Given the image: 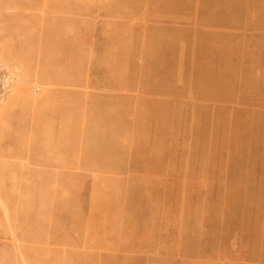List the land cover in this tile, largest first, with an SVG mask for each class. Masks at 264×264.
<instances>
[{
    "label": "rangeland",
    "instance_id": "1",
    "mask_svg": "<svg viewBox=\"0 0 264 264\" xmlns=\"http://www.w3.org/2000/svg\"><path fill=\"white\" fill-rule=\"evenodd\" d=\"M15 2L34 76L81 99L59 104L91 117L92 151L91 172L77 157L65 183L77 231L64 260L29 236L5 264H264V0ZM0 62L12 79L1 108L20 78ZM119 207L139 252L113 244L112 221L79 237L90 211ZM152 232L160 254L144 249Z\"/></svg>",
    "mask_w": 264,
    "mask_h": 264
},
{
    "label": "crops",
    "instance_id": "2",
    "mask_svg": "<svg viewBox=\"0 0 264 264\" xmlns=\"http://www.w3.org/2000/svg\"><path fill=\"white\" fill-rule=\"evenodd\" d=\"M17 8L15 0H0V58L20 78L0 108V264H5L14 251L10 247L17 237L25 241L29 236L43 237L46 249L41 256L55 254V260H48L62 261L57 256L65 249L60 247L72 244L77 231L76 207L70 200L73 194L70 197L65 183L69 186L75 181L77 157L83 171L91 172L92 122L90 116L77 117L80 110L76 104H59L81 101L75 99L76 95L45 93L52 83L34 76L37 67L27 50L18 45L21 27L11 17ZM39 9L45 12V8ZM35 85L42 88L36 90ZM59 189L67 190V194H60ZM118 213L119 218L102 217L104 213L98 217L90 211L78 230L79 237L92 240L102 229L101 224L112 221L119 224L113 244L118 241L119 250L127 254L139 252V227L134 226L132 212L119 207ZM163 229L160 237L167 234ZM106 238L107 245L111 238ZM154 238V232L146 236L147 254L156 255L161 250Z\"/></svg>",
    "mask_w": 264,
    "mask_h": 264
},
{
    "label": "built area",
    "instance_id": "3",
    "mask_svg": "<svg viewBox=\"0 0 264 264\" xmlns=\"http://www.w3.org/2000/svg\"><path fill=\"white\" fill-rule=\"evenodd\" d=\"M12 79L10 73L5 66L0 62V101L4 99L9 88L11 87Z\"/></svg>",
    "mask_w": 264,
    "mask_h": 264
}]
</instances>
